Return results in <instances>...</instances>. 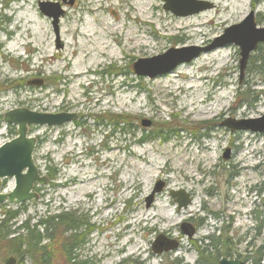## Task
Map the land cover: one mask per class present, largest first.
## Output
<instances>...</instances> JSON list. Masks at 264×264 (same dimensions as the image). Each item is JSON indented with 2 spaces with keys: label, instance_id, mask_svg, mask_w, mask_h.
<instances>
[{
  "label": "rangeland",
  "instance_id": "obj_1",
  "mask_svg": "<svg viewBox=\"0 0 264 264\" xmlns=\"http://www.w3.org/2000/svg\"><path fill=\"white\" fill-rule=\"evenodd\" d=\"M198 1L204 10L176 16L164 10V0H149L144 8L139 0H0V145L16 136V124L3 120L9 111L76 116L58 126L28 125L37 140L34 164L48 184L34 188L35 202L1 205L0 220L4 211H17L7 222L14 224L10 229L66 211L86 224L81 247L73 250L85 264H198L209 235L229 240L218 254L255 264L254 251L264 250V190L257 188L264 184V133L224 124L264 114V42L249 51L241 75L239 48L230 42L216 46L227 47L226 55L212 58L205 50L152 79L132 70L136 60L173 47L216 45L249 14L257 29L264 28V0ZM39 2L58 3L64 11L57 35ZM228 3L240 4L236 15L208 31L211 24L202 16L215 10L222 19ZM29 7L40 26L21 19ZM103 43L108 49L101 56ZM87 51L92 57L81 60ZM78 67L87 72L74 77ZM35 80L42 83L29 84ZM145 121L150 125L142 126ZM13 186L12 178L5 180L2 192ZM180 190L190 203L178 209L170 193ZM149 213L164 221L157 228L137 221ZM184 222L195 229L190 238L180 230ZM67 234L58 239L55 233L57 239L46 244L47 263L34 251L17 264H69ZM160 235L177 241V248L153 252ZM134 242L142 245L141 256ZM10 251L0 241V264ZM209 255L207 261L217 264L216 251Z\"/></svg>",
  "mask_w": 264,
  "mask_h": 264
},
{
  "label": "water",
  "instance_id": "obj_2",
  "mask_svg": "<svg viewBox=\"0 0 264 264\" xmlns=\"http://www.w3.org/2000/svg\"><path fill=\"white\" fill-rule=\"evenodd\" d=\"M65 1V0H62ZM164 10L176 16L189 15L204 8H199L196 5L203 4L198 0H164ZM206 6L210 4L205 3ZM55 7L56 10H51ZM38 9L41 13L52 20V27L55 34H58L59 18L63 15L64 11L59 8L58 3L39 2ZM235 30V31H234ZM226 34L230 33V37L224 35L219 38L221 42L212 44L205 48L200 47H173L160 55H153L149 58H141L136 60L132 65V70L137 77H148L152 79L158 75H164L174 70V67L181 63L189 62L195 58L200 52L210 50L216 46L232 43L238 48L239 59V72L240 75L246 67V62L249 57V51L253 50L258 42H264V28H256L252 22V15L249 14L241 23L226 29ZM61 46V45H60ZM41 80L30 82V85H40ZM74 114L67 113H40L33 112L28 109H15L4 114L3 120L7 123L16 124V136L11 140L6 141L0 145V205L4 202L7 204H15L28 201L35 202L38 199V194L35 193L34 188L48 184V178L40 175L34 164L32 155L37 140L29 135L28 125H46L58 126L70 120H74ZM150 123L145 121L142 126H149ZM229 130H249L253 132L264 133V114L258 118L234 120L230 119L224 124ZM228 150L224 151V158H228ZM264 171V168H263ZM13 179V188L8 193L2 192V182L5 179ZM159 188L154 189L148 197V202L152 201V196L158 192ZM171 198L177 203V208H186L190 203V199L180 190L178 192H171ZM1 207V206H0ZM180 230L188 238H190L194 229L186 222L181 223ZM155 242L152 243V251L161 253L175 249L178 242L175 240H165L159 236ZM261 264H264V255ZM17 259L11 255L5 257L2 264H16ZM218 264H242L239 259H228L221 257Z\"/></svg>",
  "mask_w": 264,
  "mask_h": 264
},
{
  "label": "trees",
  "instance_id": "obj_3",
  "mask_svg": "<svg viewBox=\"0 0 264 264\" xmlns=\"http://www.w3.org/2000/svg\"><path fill=\"white\" fill-rule=\"evenodd\" d=\"M116 125L118 126V129L121 130L119 122H116ZM49 177L53 179L55 173L50 174ZM16 213L17 211L9 209L4 211L3 216H5V219L0 220V241H7L9 243L11 255L17 259V263H22L25 257L30 258L34 251L38 252L39 258L43 263H47L49 255L46 251V244L50 241L56 240L57 237L59 239V236H64L68 233L67 235L71 243L69 247L64 250L67 262L69 264H85L83 261H77V256L73 253L75 248L81 247L80 244H82L81 239L83 238V234H80V230L82 228L85 229L86 227V224L81 222L79 216H76L74 213L63 211L62 213L44 216L31 225L29 224V221H23L19 226L10 229V225L14 226V224L10 223L8 225L7 222L15 219L17 217ZM55 233H57V237L54 236ZM10 235L12 236L9 238ZM204 240L207 244H204L205 246L203 250L198 249L200 253L198 264H210V260L207 261L208 254L211 256L215 251L216 256H218L217 258L222 256L226 257L225 253H223V255L218 254V250L220 246L225 249L227 246L226 243L229 241L228 238L225 237V239H219V237L211 235L206 236V238L204 237ZM204 252L207 254L205 255ZM254 254L255 259L253 262L255 264H260L263 259L262 256L264 255V250L257 249ZM215 258H213V260H215Z\"/></svg>",
  "mask_w": 264,
  "mask_h": 264
},
{
  "label": "bare ground",
  "instance_id": "obj_4",
  "mask_svg": "<svg viewBox=\"0 0 264 264\" xmlns=\"http://www.w3.org/2000/svg\"><path fill=\"white\" fill-rule=\"evenodd\" d=\"M14 1H20V0H14ZM122 1H128V0H122ZM205 1H207V2H211V3H213L214 4V1H216V0H205ZM238 1V0H237ZM121 2V1H120ZM121 3H124V2H121ZM239 3V2H238ZM139 5H141V7H147V6H150L149 5V0H139ZM240 4H234L233 6H231L229 3L228 4H225V5H223V7H224V10L227 8L228 9V12H229V14H227V16H225V17H223L222 16V19L221 18H219V17H216V13H215V10L214 11H211V12H207V14H205L204 16H202V18L204 19V18H207L206 19V22L205 23H207V21H208V23L209 24H211V29L210 30H208V31H211V32H213V30L216 28V27H218L219 25H222V24H224L225 22H226V20H228V19H230L231 18V14H233L232 16L234 17L235 15H236V13L237 12H235V10H236V8L239 6ZM139 7H137V9H138ZM127 13V12H126ZM138 16V15H137ZM126 17H128V14L126 15ZM139 17V16H138ZM218 18L219 19H221V20H218ZM21 19H23L26 23H38V19L35 17V15H34V13H33V11H31V9H30V7H29V15H23L22 17H21ZM199 17H196V18H194L193 20L194 21H196L197 22V24H200L198 21H199ZM128 20H129V17H128ZM133 20H137V22H138V24H145V23H142V22H140V20H138V18L137 17H135ZM215 21H219V22H215ZM143 22H145V21H143ZM215 22V23H214ZM39 24V26H40V23H38ZM189 25H191L192 27H197V25L196 24H190L189 23ZM188 26L187 25H185L184 24V26L183 27H180V28H176V29H179V31H182L183 30V28L185 29V28H187ZM192 29H190V31H191ZM178 31V30H177ZM178 31V32H179ZM199 32L201 33V32H205V29H204V27H201L200 29H199ZM118 37H116V39H117ZM119 41V40H118ZM223 48H227V47H225V46H223V47H216V49L215 48H213L212 50L210 49V50H207V52H209V53H212L211 54V56H212V58H216V57H219L218 55H226V52H224L225 50L223 49ZM106 49H108V46H107V44L106 43H103L99 48H98V50H97V52H99V54L102 56V55H105L106 54V52H105V50ZM86 53V55H81L80 56V58H81V60L83 59V60H86V61H88V57H92L91 56V54H90V52L89 51H87V52H85ZM83 57V58H82ZM82 62V61H81ZM87 71H82L81 70V67H78V70H77V72H74V77H78L79 75H82V73H86ZM194 86H187V89H190V88H193ZM200 97H202V96H200ZM188 145H193V144H191V143H188ZM207 146H209V145H207ZM207 146H205V148L207 147ZM66 185V184H65ZM133 189H137V187L139 186L138 185V183L136 182V183H133ZM87 197H89V198H93V196H94V192H92V191H86L85 193H84ZM144 215L145 214H142L138 219H137V221L138 220H140V221H145V224H146V226H149V227H155V228H157L158 227V225H160V222H163L164 220L163 219H161V217L159 218L157 215H155V214H151V213H149V214H147L146 215V217H144ZM122 248H125L124 247V245L122 246V247H120V250H122ZM132 249L135 251V252H138V256H141V254H142V252H143V250H142V245L139 243L138 244V242H134V244H133V247H132Z\"/></svg>",
  "mask_w": 264,
  "mask_h": 264
},
{
  "label": "flooded vegetation",
  "instance_id": "obj_5",
  "mask_svg": "<svg viewBox=\"0 0 264 264\" xmlns=\"http://www.w3.org/2000/svg\"><path fill=\"white\" fill-rule=\"evenodd\" d=\"M258 188V191H263V188H264V186L263 185H260L259 187H257ZM212 227H215V226H212ZM216 228H213V232H214V230H215ZM210 236V235H209ZM206 238V237H205ZM256 251V250H255ZM255 251H254V253H255ZM255 255V254H254ZM253 257V256H252ZM253 260H254V258H252ZM252 260V261H253ZM241 263H243L242 261H241Z\"/></svg>",
  "mask_w": 264,
  "mask_h": 264
}]
</instances>
